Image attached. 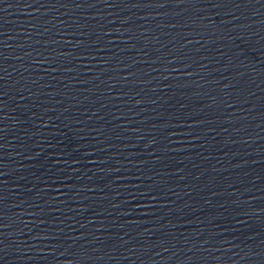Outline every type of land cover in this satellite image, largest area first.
<instances>
[{
    "label": "water",
    "instance_id": "95a60500",
    "mask_svg": "<svg viewBox=\"0 0 264 264\" xmlns=\"http://www.w3.org/2000/svg\"><path fill=\"white\" fill-rule=\"evenodd\" d=\"M0 264H264V0H0Z\"/></svg>",
    "mask_w": 264,
    "mask_h": 264
}]
</instances>
